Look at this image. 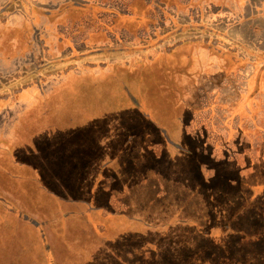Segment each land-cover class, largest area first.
Here are the masks:
<instances>
[{
	"label": "rangeland",
	"instance_id": "obj_1",
	"mask_svg": "<svg viewBox=\"0 0 264 264\" xmlns=\"http://www.w3.org/2000/svg\"><path fill=\"white\" fill-rule=\"evenodd\" d=\"M76 2L113 12V22L131 30L134 26L127 15L116 12L129 5L134 15L151 24L149 14L157 0ZM3 3L0 70L6 79L0 82V110L6 120L0 122V252L6 254L5 260L23 264L21 253H25L31 264H47L45 246L56 264H263L254 259L264 255V175L248 172V177L240 174L236 179L220 175L212 168L232 173L233 168L227 166L229 161L217 160L218 153L216 159L206 156L210 168L202 166L200 181L194 163H201L203 156L198 150L197 154L193 134L188 132L193 126V113L188 110L199 111L202 102L207 106L216 87L222 92L220 99L230 103L234 98L226 95L232 89H246L245 78L235 81L221 74L205 82L210 69L197 47L189 45L141 66L139 72L133 66L115 65L75 74L73 60L68 61L70 49L53 50L58 52L45 56L50 63L31 71L24 64L26 57L19 56L28 54V20L22 16L31 3ZM161 3L170 9L175 1ZM70 15L79 24L84 19L75 11ZM100 19L105 21L104 16ZM87 51L76 49L77 54ZM14 56L22 61H8ZM28 71L33 79H46L44 85L54 77L62 80L51 89H42V82L28 89ZM11 76L18 82L8 79ZM262 83L256 103L261 107L253 119L238 113L229 117L230 111L211 107L198 115L200 125L214 127L208 134L213 148L218 142L222 147L233 145L220 141L228 136V131L220 130L223 123L237 128L243 122L248 130L239 152L249 154L246 142L251 138L256 156L262 154ZM9 89L24 90L5 97ZM228 185L235 187L232 194L226 193ZM206 196L210 204L203 206ZM218 198L222 203L216 205L213 201ZM214 210L223 214V223H233L228 235L235 236L233 252L225 250L226 245L206 252V241L216 236H205L199 224L206 229L209 220L217 222ZM110 226L115 236H96L99 232L106 236ZM51 236L59 240L53 242ZM239 247L253 257L235 259V252L243 254Z\"/></svg>",
	"mask_w": 264,
	"mask_h": 264
},
{
	"label": "crops",
	"instance_id": "obj_2",
	"mask_svg": "<svg viewBox=\"0 0 264 264\" xmlns=\"http://www.w3.org/2000/svg\"><path fill=\"white\" fill-rule=\"evenodd\" d=\"M4 1L6 0H0V7L3 6ZM26 1V5L29 4L28 2L31 3L29 10L25 11L22 16L24 21L28 20V54L24 52V55L19 56L26 57L23 59L24 64H28L31 71L40 64L50 63L49 61L45 62V56H48L47 54L53 56L58 52L55 53L53 50L70 49L72 50V58L68 61L73 60L71 62V65H74L72 73L85 72V68H93L92 70L111 69L115 65L133 66L134 71L139 72L142 71L141 66L151 65L161 57L171 55L178 47L189 45L188 48L197 47L196 51L202 56L200 59L205 61V66L210 69L208 80L205 82L214 81L221 74L236 81H239L243 76L247 81L246 88L251 87L257 81V85L252 86L251 90H242L241 93L236 94L238 102L245 94L247 95L246 98L255 95L253 91H256L260 84L257 77L259 70L263 73L262 81H264V0H169L170 2L175 1L174 6L170 9L162 5V0H157L156 7L149 14L153 20L151 24H148L145 19H140L142 17L139 18L134 15L128 5L126 9L116 13L127 15L129 23L134 26L131 30L114 23L115 14L109 10L95 8L94 3L80 4L76 2L79 0ZM66 2L71 3L66 4ZM32 4H36V7ZM71 11L78 12V17H84V23L79 24L72 19ZM101 16H104V22L100 19ZM19 17L21 18L18 16L16 19ZM143 18L145 17L143 16ZM79 46L88 51L77 54L76 49ZM114 53L116 54L115 58L113 57ZM15 58L14 56L8 61L12 63L22 61V59L15 60ZM1 61L0 57V63H2ZM31 71H28V81H30L28 89L36 87L41 82L43 83L42 89H51L54 84L62 80V76L53 79L49 76V79L52 80L44 85L46 79L41 77L33 79L30 77ZM253 76V82H249ZM13 78L12 76L8 77V79L18 82V77ZM5 79V74L0 70V82ZM32 79L36 83H31ZM22 90L9 89L5 91L6 94L4 95L7 97L11 93H21ZM236 92L234 91L228 96H234ZM221 93V90L216 87L209 97L217 102L222 96ZM1 98L3 96H0V101ZM247 101L248 99L245 100L246 104ZM230 107V103H224L223 111L228 113L231 110ZM204 110L205 108L201 107L196 112L192 109L188 111L193 114H200ZM254 111L251 112L255 113ZM5 120L6 115H3V111L0 110V122L5 123ZM195 125L193 120V126L188 129V132L193 134L192 144L198 148L201 145L196 142V136L199 133L197 130H192L193 127L197 129ZM205 143L210 147L208 141ZM251 144L253 147L248 149L249 154L238 152L234 156H229L224 149H222L223 152L220 151L218 144V147L214 146L212 150V158L216 159V155L218 156V153L222 152L224 155H219L217 160L237 163L240 174L248 177L249 174L253 175L260 172L264 175V169H262L264 151L256 156L254 142ZM195 169L197 170L196 163H194V174L197 175L198 170ZM33 223L39 226L37 221ZM112 226L107 229L108 233L103 231L106 236H103L101 232L99 234L95 232L96 236H102L105 239L112 235L115 236V232L111 230ZM146 233H148L147 229L142 234L145 235ZM211 236L216 237L206 241L209 244L206 252L219 248L220 237L218 236H223V234L213 233ZM51 238L53 242L59 240L57 236H51ZM43 248L48 258L47 264H56L54 254L47 252L45 246ZM21 255H23L21 259L23 264L32 263V259L27 257V254L21 253ZM84 255L86 256L85 253ZM0 257V264H10L5 260L6 254L0 252Z\"/></svg>",
	"mask_w": 264,
	"mask_h": 264
},
{
	"label": "flooded vegetation",
	"instance_id": "obj_3",
	"mask_svg": "<svg viewBox=\"0 0 264 264\" xmlns=\"http://www.w3.org/2000/svg\"><path fill=\"white\" fill-rule=\"evenodd\" d=\"M126 1H129L130 2V0H126ZM129 2H127L128 4H129ZM84 18V17H83ZM83 20H85V18L83 19ZM83 20H82V22H81V24H83L84 22H83ZM76 22H78L79 23V21H77L76 20ZM257 77L259 78V80L260 81H258L260 84H259V88L258 89H256V91H253V93L255 94L254 96H248V98H246V94L244 95V96H242L241 97V100L238 102V98H237V96H236V94L239 92V93H241V91L242 90H240V88H238V89H232L231 90V92L233 93L234 91H237L236 93H235V95L234 96H228V95H226V97H234V99L230 102V104H231V110H230V114H232V115H230L229 117H231V116H233V115H235V113H238V114H240V115H242V114H244V115H246L247 117H248V119H253V117H254V115L253 114H257V112H259V109H260V107L259 106H257L258 104H256L257 103V100H258V94L259 93H261V85L263 84L262 82V79H263V73H262V71L261 70H259V74L257 75ZM253 78H254V76L250 79V81L249 82H253ZM236 81V80H235ZM238 81V80H237ZM257 82V81H256ZM256 82H254V84L252 85V86H254V85H257V83ZM247 83V82H246ZM231 85V84H230ZM247 86V85H246ZM248 87V88H246V89H243L244 91L245 90H251L253 87ZM252 92V91H251ZM229 95H231V93L229 94ZM238 96H240V95H238ZM208 98V97H207ZM207 98H205L204 99V103H205V100L207 99ZM246 99H248V103L246 104V102H245V100ZM225 100L226 99H224V100H219V101H217V102H215V101H213L212 99H211V97H209L208 99H207V106H205L204 104H203V102H202V104H199L200 105V107H204L205 108V110L203 111V112H201V113H204L205 111H206V108L207 109H210V107L214 110V109H217V110H219V111H223V109H224V102H225ZM227 105V104H226ZM253 110H255L254 112L255 113H253V112H251V111H253ZM200 113V114H201ZM198 115L199 114H192V120H194L195 121V126H196V128L197 129H195V130H197L198 131V133L199 134H197V136H196V142H197V144H201L199 147L201 148V151L203 152H205V154H211V155H213V152H212V150H211V152H208V150H209V146H208V144H206L205 142H209L210 143V139H209V135L208 134H210L211 133V131H213V129H214V127H212L211 126V128H209V127H207V126H205V125H200L199 123H198V121H197V117H198ZM220 127V126H219ZM248 127H246V126H244V123L243 122H241L240 123V125L237 127V128H234L233 126H232V124L231 123H226V124H222V126L220 127V130H221V132H223L224 130H226V133H227V131H228V136H227V138L225 137L224 139L223 138H221V140L220 141H222V143L223 144H225V142H228V143H232L233 145H232V147H222V144H220L219 142H218V144L220 145V151H222V149H224L225 151H226V153H228L229 154V156H232V154H236V153H238L239 151H241V150H239L240 149V146H239V144H241V141H244L243 140V138L245 137V136H243V134H245V131L246 130H248L247 129ZM250 129V128H249ZM256 129H258V127L256 126ZM255 130V129H254ZM231 132H232V134H233V136H231L230 134H231ZM262 133H264V129L262 130ZM240 135V136H238V137H236L235 135ZM222 134H220V136H221ZM207 136V137H206ZM217 136H219V134H217ZM264 136V135H263ZM263 139V141H264V137H262ZM251 142H254V144H255V140H252L251 138H249V141H247L246 143L249 145V148L250 147H252V144H251ZM203 144V145H202ZM218 144H217V146L216 147H218ZM203 146V147H202ZM210 146H211V144H210ZM212 147V146H211ZM213 148V147H212ZM219 151V152H220ZM243 151V150H242ZM223 152V151H222ZM222 152H220L221 153V155H224Z\"/></svg>",
	"mask_w": 264,
	"mask_h": 264
},
{
	"label": "trees",
	"instance_id": "obj_4",
	"mask_svg": "<svg viewBox=\"0 0 264 264\" xmlns=\"http://www.w3.org/2000/svg\"><path fill=\"white\" fill-rule=\"evenodd\" d=\"M195 149H196V151L198 150L199 153H201L202 156H203L202 157V159H203L202 162L200 163L198 161L199 163L198 162L196 163V167H197V170H198L197 176L199 175V180L202 181V171H201L202 166H206V167L210 168L206 158L207 157H212V155L211 154H205V152L204 151L202 152L199 147L198 148L195 147ZM198 151H197V154L199 155ZM226 164H227L228 167L231 166L233 168V173H232L231 170H227L226 168H223V170H216L214 168H212V169L214 171H217V173L220 174V175L221 174L222 175H226V177H228V178H235V179L238 178L239 175H240V169H239V167H237V163L230 162V163H226ZM234 188H235L234 186L232 187L231 185H228L226 193L232 194L231 191H234ZM207 196L203 197V200L201 201V202H204V204H202L203 206L205 204H207V206L210 204V200H209V198H207ZM213 203H215L217 205V203H222V200H221V198H218L217 200H214ZM216 208H218V207H216ZM216 208H214V209H216ZM213 214H214V217H216V221L217 222L211 223V220H209V223L207 224L206 229H204V226L199 224L204 230V235L211 236L213 233H219V234L223 233L224 236L219 238V243H218V247L219 248L218 249L223 250V248H220V245L221 246L222 245L223 246L226 245L227 249H225V250H232V252H233V249L234 248L236 249V247H235V244H236L235 243L236 242L235 236H228L229 234L232 233V232H229V230L231 229L233 223H229V224L223 223L224 219L221 217V216H223V214L221 212L217 213L216 210H214ZM205 218L207 219L208 216H205ZM225 220H226V218H225ZM244 221H245V219H244ZM245 222H243V223L245 224ZM241 227L242 228L240 230L242 231V233H244V236H247V233H248L247 228H245L243 225H241ZM250 232H252V231H250ZM233 233L236 234L237 232H233ZM237 236H240V235L237 234ZM243 238H245V237H242V239ZM238 250H240L243 254H240V252H235L234 253V258L235 259H239V256L242 257L241 259H243V258H245V255H247L249 257H253V256H251L250 253H245V251H244L245 249H240V247H239ZM259 258H263V260L258 262ZM252 259H254V258H252ZM254 260H255L254 261L255 263H263L264 264V255L263 256H259V257L257 256V258H255ZM225 261L227 263L229 262L228 259H225ZM237 263H242L243 264V262H237Z\"/></svg>",
	"mask_w": 264,
	"mask_h": 264
}]
</instances>
